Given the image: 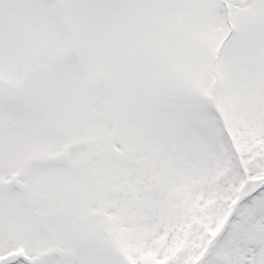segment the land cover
<instances>
[{
  "label": "snow or ice",
  "instance_id": "snow-or-ice-1",
  "mask_svg": "<svg viewBox=\"0 0 264 264\" xmlns=\"http://www.w3.org/2000/svg\"><path fill=\"white\" fill-rule=\"evenodd\" d=\"M0 264H264V0H0Z\"/></svg>",
  "mask_w": 264,
  "mask_h": 264
}]
</instances>
